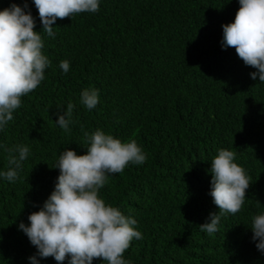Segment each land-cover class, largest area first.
I'll return each instance as SVG.
<instances>
[{
  "label": "trees",
  "instance_id": "obj_1",
  "mask_svg": "<svg viewBox=\"0 0 264 264\" xmlns=\"http://www.w3.org/2000/svg\"><path fill=\"white\" fill-rule=\"evenodd\" d=\"M13 4L31 14L51 64L0 130V172L10 167L6 147L30 150L15 181L0 176V264H31L30 257L57 264L39 257L19 225L29 226L54 191L59 155L87 154L81 125L90 135L99 129L135 140L146 155L99 192L137 221L142 239L124 253L128 264H264L251 231L264 214V82L222 46L238 0H100L96 13L58 19L54 37L43 32L33 0H0V11ZM86 89L98 90L92 110L80 102ZM69 103L65 132L56 121ZM220 149L236 153L250 187L241 210L208 235L200 226L218 213L210 169Z\"/></svg>",
  "mask_w": 264,
  "mask_h": 264
},
{
  "label": "clouds",
  "instance_id": "obj_2",
  "mask_svg": "<svg viewBox=\"0 0 264 264\" xmlns=\"http://www.w3.org/2000/svg\"><path fill=\"white\" fill-rule=\"evenodd\" d=\"M38 10L43 32L54 37L52 25L58 19L79 13H96L100 0H33ZM240 5L233 23L222 26L223 47L234 48L246 66L257 69L251 73L255 80L264 82V0H238ZM26 7V6H25ZM31 14L13 4L0 11V130L13 120V112L21 107V97L34 91L44 80L45 69L51 61L42 53L44 47L40 33L34 31ZM60 69L67 73L69 61L62 60ZM80 102L92 110L99 103L97 89H86ZM75 105L69 103L56 124L70 131ZM90 145L87 154L77 155L66 150L59 155L55 168L59 176L55 189L42 210L29 215V226L19 228L37 249L41 258L52 257L57 264H128L123 258L133 239H142L136 230L137 221L127 217L105 203L99 195L111 175L121 173L129 164L141 165L146 155L135 140L121 142L102 130L91 135L84 131ZM10 167L0 172L9 182L18 178L22 162L29 156V147H6ZM236 153L220 149L211 162V192L218 213L210 214V222L200 226L208 235L217 233L221 217L238 213L250 187L244 168L234 162ZM257 204L259 202L257 201ZM252 239L256 248L264 253V214L253 218ZM31 264H38L35 257Z\"/></svg>",
  "mask_w": 264,
  "mask_h": 264
}]
</instances>
